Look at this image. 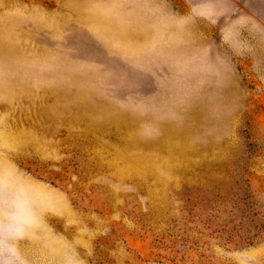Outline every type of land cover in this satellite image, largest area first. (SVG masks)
Returning <instances> with one entry per match:
<instances>
[{
  "label": "rangeland",
  "instance_id": "374dc122",
  "mask_svg": "<svg viewBox=\"0 0 264 264\" xmlns=\"http://www.w3.org/2000/svg\"><path fill=\"white\" fill-rule=\"evenodd\" d=\"M0 264H264V0H0Z\"/></svg>",
  "mask_w": 264,
  "mask_h": 264
}]
</instances>
